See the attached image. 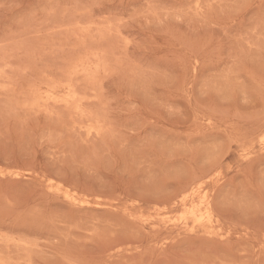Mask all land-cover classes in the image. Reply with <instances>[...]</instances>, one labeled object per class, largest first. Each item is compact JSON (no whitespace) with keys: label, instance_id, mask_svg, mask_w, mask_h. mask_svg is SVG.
I'll return each mask as SVG.
<instances>
[{"label":"rangeland","instance_id":"1","mask_svg":"<svg viewBox=\"0 0 264 264\" xmlns=\"http://www.w3.org/2000/svg\"><path fill=\"white\" fill-rule=\"evenodd\" d=\"M0 264H264V0H0Z\"/></svg>","mask_w":264,"mask_h":264},{"label":"bare ground","instance_id":"2","mask_svg":"<svg viewBox=\"0 0 264 264\" xmlns=\"http://www.w3.org/2000/svg\"><path fill=\"white\" fill-rule=\"evenodd\" d=\"M196 198L200 200L201 204L208 205L207 195L202 193L201 190L197 189L195 187V182H194L190 187L182 191L181 201L178 202V204L182 203L183 205L186 206V209L184 210V214L182 215V220H183L182 230L184 232L193 233L196 231L198 224L204 226L205 224H210L212 221L211 220L212 215L209 214L205 216V214L201 213L202 210L200 209L199 206L187 207V201L190 199H196ZM190 216L191 217L197 216L196 218L198 219L196 220V223L191 224L188 222V219Z\"/></svg>","mask_w":264,"mask_h":264}]
</instances>
